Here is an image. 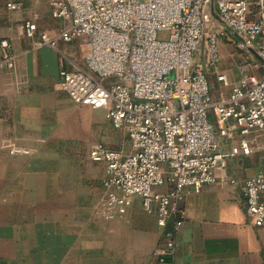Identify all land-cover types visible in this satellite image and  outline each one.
<instances>
[{
	"label": "built area",
	"instance_id": "2783aa9c",
	"mask_svg": "<svg viewBox=\"0 0 264 264\" xmlns=\"http://www.w3.org/2000/svg\"><path fill=\"white\" fill-rule=\"evenodd\" d=\"M57 28L41 29L32 13L15 24L19 36L38 46L59 42L85 46L83 63L59 70L60 88L78 105L102 109L111 126L124 130L129 151L96 142L88 152L105 166L99 214L123 215L133 198L155 214L164 238L154 250L160 263L175 255V235L185 212L186 193L207 184L238 181L226 171L227 159L264 152V0H48ZM22 11L24 0H5ZM213 7L214 15L211 11ZM242 38L245 60L231 84L217 72L215 97L209 75L221 60V39ZM231 41V40H229ZM19 52L0 38V67L14 69ZM11 154L27 150L12 147ZM244 212L264 224V166L240 184Z\"/></svg>",
	"mask_w": 264,
	"mask_h": 264
},
{
	"label": "crops",
	"instance_id": "0c3cea01",
	"mask_svg": "<svg viewBox=\"0 0 264 264\" xmlns=\"http://www.w3.org/2000/svg\"><path fill=\"white\" fill-rule=\"evenodd\" d=\"M27 6L10 11L0 0V38L19 52L14 69L0 67V264H264V224L249 222L240 189L264 166V152L227 159L225 171L238 184L184 195L175 255L165 263L153 253L164 228L138 198L121 216L99 214L105 166L89 158V148L103 142L128 152V138L102 109L75 104L60 88L59 70L69 61L82 65L84 45L38 46L37 37L16 33L33 13ZM233 42L240 44L230 32L221 39V57ZM12 147L27 153L11 154Z\"/></svg>",
	"mask_w": 264,
	"mask_h": 264
},
{
	"label": "rangeland",
	"instance_id": "374dc122",
	"mask_svg": "<svg viewBox=\"0 0 264 264\" xmlns=\"http://www.w3.org/2000/svg\"><path fill=\"white\" fill-rule=\"evenodd\" d=\"M25 4L28 5L26 8L27 10L29 9L30 11H33V13L39 15L38 25L41 29L49 30L59 26L60 22L58 19H55L50 15L48 0H27V2L25 1ZM230 44L231 45L227 46L228 48H223V54L218 67L209 75L214 95H218L220 91V84L216 77L217 72L227 71L229 73L231 84L235 83L240 77L237 66L240 62L245 60V56L248 54L242 44L237 43V45H235L234 42ZM247 72L249 74H255L257 77H260L263 74L261 68H250Z\"/></svg>",
	"mask_w": 264,
	"mask_h": 264
},
{
	"label": "water",
	"instance_id": "95a60500",
	"mask_svg": "<svg viewBox=\"0 0 264 264\" xmlns=\"http://www.w3.org/2000/svg\"><path fill=\"white\" fill-rule=\"evenodd\" d=\"M211 11H212V13L214 14V15H216L215 14V12H214V9H213V7L211 8ZM236 37L239 39V40H241L242 41V38L241 37H239V36H237L236 35ZM249 50L251 51V53L261 62V63H263L264 64V61L258 56V54L256 53V51L254 50V49H252V48H249Z\"/></svg>",
	"mask_w": 264,
	"mask_h": 264
}]
</instances>
